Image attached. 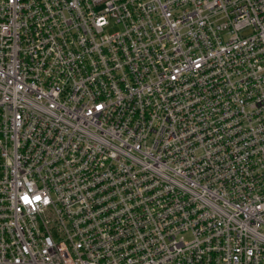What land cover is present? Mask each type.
Returning a JSON list of instances; mask_svg holds the SVG:
<instances>
[{
  "label": "built area",
  "instance_id": "1",
  "mask_svg": "<svg viewBox=\"0 0 264 264\" xmlns=\"http://www.w3.org/2000/svg\"><path fill=\"white\" fill-rule=\"evenodd\" d=\"M0 264H264V0H0Z\"/></svg>",
  "mask_w": 264,
  "mask_h": 264
},
{
  "label": "rangeland",
  "instance_id": "2",
  "mask_svg": "<svg viewBox=\"0 0 264 264\" xmlns=\"http://www.w3.org/2000/svg\"><path fill=\"white\" fill-rule=\"evenodd\" d=\"M182 237H183V239H185V240H188V239H189V235H188V234H184V235H182Z\"/></svg>",
  "mask_w": 264,
  "mask_h": 264
}]
</instances>
